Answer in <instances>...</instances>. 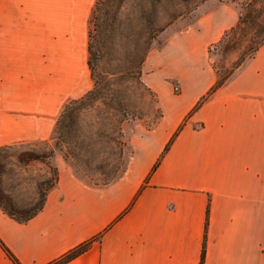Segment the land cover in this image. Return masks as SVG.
Instances as JSON below:
<instances>
[{"label": "crops", "instance_id": "1", "mask_svg": "<svg viewBox=\"0 0 264 264\" xmlns=\"http://www.w3.org/2000/svg\"><path fill=\"white\" fill-rule=\"evenodd\" d=\"M94 2L0 0V146L51 140L64 105L90 88ZM220 10L148 51L143 79L162 114L134 127L124 171L98 185L58 153L36 214L0 207V239L21 264L88 239L62 264H264V43L211 90L208 48L232 26ZM0 264H14L1 246Z\"/></svg>", "mask_w": 264, "mask_h": 264}, {"label": "rangeland", "instance_id": "2", "mask_svg": "<svg viewBox=\"0 0 264 264\" xmlns=\"http://www.w3.org/2000/svg\"><path fill=\"white\" fill-rule=\"evenodd\" d=\"M218 8L222 13H226L227 17L233 15L232 23L228 26L233 25L240 9L237 0H203L158 32L152 39L149 50L165 42L174 33L187 28L199 17ZM96 13L102 14L98 9ZM119 14L124 16L122 13ZM88 31V36L91 35L88 41L91 42L94 52L90 58L93 75L90 70L91 86L89 89L94 86L95 79L99 85L92 103L87 99L83 104L82 121L83 128H85L83 132L90 130L91 135L86 134V137L90 136L95 141L93 150L96 160L105 159L118 163L116 174H120L124 171L132 152L130 145L132 130L137 124L149 127L156 123L161 107L156 92L144 82V58L138 67H134L135 61L141 54V42L135 43L131 34L128 37H122L116 32L96 37L94 18L91 15ZM240 53V49L222 52L213 44L209 46L207 58L211 65L214 64L218 68L217 72L214 70L216 78L227 69L234 68L236 62L239 61ZM171 88L173 93L178 91L174 81H172ZM50 148L54 149L51 157L44 160H32L28 163L17 161L12 154L8 155L4 161L7 177L6 191L16 196H26L32 194L35 189L34 179L54 178V167L56 166L53 157L58 153L69 159L76 171L88 181L98 185L106 182V172L75 164L72 157L65 156L61 149L55 147L53 136L49 141L14 144L8 151L18 153L33 149L42 152Z\"/></svg>", "mask_w": 264, "mask_h": 264}, {"label": "trees", "instance_id": "3", "mask_svg": "<svg viewBox=\"0 0 264 264\" xmlns=\"http://www.w3.org/2000/svg\"><path fill=\"white\" fill-rule=\"evenodd\" d=\"M201 1L203 0H95L91 17L94 18L97 32L96 37L105 35V33L110 35L116 32L122 37H128L131 34L135 43L138 41L141 42V54L134 64V67H138L142 58L145 59L150 48V43L155 35L177 17L194 8ZM237 1L240 4V9L236 22L224 30L221 37L213 46H216L222 52L231 49H240L241 55L238 59L239 61L234 65V68L227 69L224 73L219 74L211 90L228 79L235 68L246 58L252 57L264 43V0ZM97 9L101 11V15L96 13ZM118 12L124 14V16ZM88 52V64L93 75L90 58L94 52L90 41H88ZM212 67L216 72L218 71V68L214 64ZM98 85L99 83L95 79L94 86L91 89L81 97L69 100L64 105L55 123L53 140L55 147L61 149L65 156L72 157L75 164H81L89 169L97 168L106 172L107 177L105 183H107L118 175L116 174L118 163L105 159L97 161L93 150V143L95 141L90 136L86 137V134L91 135L90 130H87L88 132L86 131L85 133L83 132L85 129L83 128L82 121L83 104H85L87 99L92 103L98 92ZM205 97L200 98L196 106ZM161 114L160 111L159 118ZM171 140L172 138L165 145L164 150L168 148ZM10 147L11 145L0 146V207L16 220L25 221L42 208L47 190L57 181L58 170L54 167V178L49 177L43 180L34 179L35 189L32 194L16 196L5 189L7 177L4 161L11 154L16 157L17 161L23 163H28L32 160H44L53 155L54 149L50 148L42 152L30 149L18 153H11L8 151ZM90 242L91 239L85 240L45 264H62L86 250ZM0 246L14 264H21L1 239ZM203 255L204 248L202 250Z\"/></svg>", "mask_w": 264, "mask_h": 264}]
</instances>
